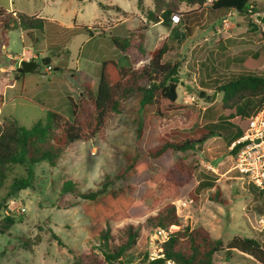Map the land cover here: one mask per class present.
<instances>
[{"label":"rangeland","instance_id":"1","mask_svg":"<svg viewBox=\"0 0 264 264\" xmlns=\"http://www.w3.org/2000/svg\"><path fill=\"white\" fill-rule=\"evenodd\" d=\"M252 1L259 12H264V0ZM0 7L47 20L44 31H33L32 38L17 29L7 34V44L0 43V81L4 84L0 124L16 120L29 130L46 119L49 112L73 119L69 98L77 101L85 84L96 92L102 62L122 57L111 36H128L145 20V10H152L153 2L145 0L144 10L137 7V0H0ZM189 11L190 7H181V12ZM231 12V24L226 30L221 29V20L230 13L226 10L199 9L190 17V33L184 20L175 24L182 39L168 42L173 51L164 61H181L179 77L183 84L178 87V102L189 106L187 114L175 113L156 120L141 112L139 97L130 96L109 120L103 138L74 142L56 166L48 162L11 166L0 193V223L6 216H13L16 222L7 233H0V264H72L88 253L91 244L98 243V234L106 224L93 225L83 213L80 199L74 193H61V186L72 181L82 192L100 189L126 166L127 156L137 155L136 132L141 123L144 149L149 136L157 130L189 134L218 123L216 135L201 147L176 154V158L183 157L195 166L194 179L183 187L175 202L177 213L185 225L205 228L224 245L235 236L264 241L258 223L264 217V199L251 181L239 177L234 156L229 153L232 136L248 126L249 119H243L245 104L229 109L217 91V86L238 75L264 74V30L251 25L255 24L254 17ZM168 30L163 25L153 26L142 42L145 54L131 49L130 61L138 66L139 60H145L160 42L158 34ZM24 49L32 54L22 53ZM22 60L35 62L37 68L16 80ZM43 60L49 63L45 65ZM263 103L262 98L252 101L254 112ZM29 169L30 187L3 203L14 180L27 178ZM157 169L158 162H153V169L127 181L137 186V198ZM203 180L215 182V187L198 190ZM217 188L226 204L212 199ZM130 221L137 222L127 220L115 227ZM164 239L157 230L143 232L129 252L135 257L133 264H141L146 253L149 259L157 258ZM214 264L259 263L247 254L234 252L228 260L225 254H218Z\"/></svg>","mask_w":264,"mask_h":264},{"label":"trees","instance_id":"2","mask_svg":"<svg viewBox=\"0 0 264 264\" xmlns=\"http://www.w3.org/2000/svg\"><path fill=\"white\" fill-rule=\"evenodd\" d=\"M205 1L152 0L153 9L145 10V20H141L136 29L130 30L125 37L111 36L122 57L102 62L96 92L90 84H85L77 101L69 98L72 120L58 112H49L46 119L37 122L29 130L16 120L1 123L0 193L5 187L11 166L30 167L42 162L56 166L63 153L74 142L103 138L109 120L121 111L122 103L130 96L139 97L141 112L156 120L169 118L175 113L187 114L189 106L178 102L181 61H164L167 54L173 51V46L163 39L147 54L145 60H139L138 66L130 61L129 52L137 49L140 54H145L142 42L146 31L152 24L173 27L174 14L181 16L186 31L190 33V17L199 9H204ZM144 2L145 0H137L140 10H144ZM182 6L196 9L184 13L181 12ZM209 9L234 11L241 17H251L259 12L252 0H218ZM46 22V19L38 15H27L0 7V43L3 41L7 44V34L17 29L32 38L33 31H44ZM85 29L89 30L88 27ZM2 57L0 54V60ZM24 74L18 68L16 80L24 77ZM217 91L222 93L223 104L229 109L244 103L243 119H249L254 112L252 101L264 99V74L238 75L217 86ZM3 104L4 84L0 81V109ZM217 126L218 123H210L189 134H172L166 130L159 131L154 126L157 131L149 136L147 148L144 149L141 123L136 132L137 155L127 156L126 166L104 182L100 189L82 192L72 181L65 182L60 192L74 193L81 201L83 213L93 225L106 224L98 234V243L91 244L89 252L72 264H133L135 257L129 252L142 233L159 229L166 232V237L161 243L158 257L151 260L146 253L141 264H166L168 261L173 264H214L218 254H225V259L228 260L234 252L247 254L259 264H264V241L235 236L224 245L222 240L214 239L205 228L185 225L177 213L175 202L180 199L183 187L194 179L195 166L183 157L176 158V154L201 147L216 135L214 130ZM244 132L245 129L237 131L232 136L230 145L239 140ZM238 150L239 146L229 150V153L235 156ZM153 162H158V169L148 179L141 197L137 198V186L127 181L153 169ZM28 172L27 178L14 180L3 203L30 187L31 169ZM238 175L242 177L239 173ZM120 182L125 184L117 186ZM213 187L215 182L209 180L198 184V190ZM221 196L222 193L217 188L212 199L226 204ZM127 220L137 222L130 221L115 227ZM15 222L13 216H6L0 223V233H7Z\"/></svg>","mask_w":264,"mask_h":264},{"label":"built area","instance_id":"3","mask_svg":"<svg viewBox=\"0 0 264 264\" xmlns=\"http://www.w3.org/2000/svg\"><path fill=\"white\" fill-rule=\"evenodd\" d=\"M218 0H206L203 4L204 8H211ZM253 9V6H251ZM230 12L223 20L222 24L224 28L230 25L229 17L232 16ZM251 17H254L255 25L261 27L264 30V23L261 18L264 17V12H256ZM172 20L175 24L181 22V16L174 14ZM51 68L48 67L47 71ZM194 101V98L190 99ZM239 146L237 154L234 156V169L242 177L247 178L255 187L260 191V194L264 198V103L256 110L248 121V126L243 136L234 142L230 149ZM260 231L264 232V217L259 220ZM157 233L166 237L164 230H157ZM151 260L155 259L153 257ZM166 264H173L168 261Z\"/></svg>","mask_w":264,"mask_h":264},{"label":"crops","instance_id":"4","mask_svg":"<svg viewBox=\"0 0 264 264\" xmlns=\"http://www.w3.org/2000/svg\"><path fill=\"white\" fill-rule=\"evenodd\" d=\"M148 1V0H147ZM196 9V8H195ZM195 9H191V10H195ZM231 12V11H230ZM236 13V12H235ZM196 18H198V17H195V19ZM224 19V18H223ZM222 19V20H223ZM222 20H221V26H222V30H226L227 28H224L223 27V24H222ZM121 22V21H120ZM57 25H60L61 26V24L60 23H58V22H55ZM119 23V22H118ZM231 24V23H230ZM158 26V25H162V24H152L151 26H150V28L146 31V33L153 27V26ZM62 27V26H61ZM168 28V27H167ZM176 29H177V27H176V25L174 24L173 25V27H171L170 28V30H168L166 33H159L158 34V36H160V42L163 40V39H166L168 42H172L173 40H177V41H180L181 39H182V35L181 34H178V33H176ZM91 36H94V35H91ZM125 37V36H124ZM159 42V43H160ZM158 43V44H159ZM172 46V45H171ZM22 53H25V54H32V51L31 50H23V52ZM40 55V54H39ZM11 56V54H8V57H10ZM15 58L17 59L18 58V56L16 55L15 56Z\"/></svg>","mask_w":264,"mask_h":264},{"label":"water","instance_id":"5","mask_svg":"<svg viewBox=\"0 0 264 264\" xmlns=\"http://www.w3.org/2000/svg\"><path fill=\"white\" fill-rule=\"evenodd\" d=\"M261 21L264 23V17L261 18ZM43 63L46 65L49 63V60L47 61L43 60ZM20 68L22 69L24 73H30L36 70L37 64L33 61L22 60L20 62ZM181 84H183V82H181ZM187 87H190V86H187Z\"/></svg>","mask_w":264,"mask_h":264}]
</instances>
